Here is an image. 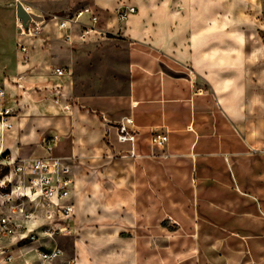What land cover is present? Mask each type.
<instances>
[{
	"label": "crops",
	"instance_id": "obj_1",
	"mask_svg": "<svg viewBox=\"0 0 264 264\" xmlns=\"http://www.w3.org/2000/svg\"><path fill=\"white\" fill-rule=\"evenodd\" d=\"M20 1L42 19L21 36L29 61L0 78L19 111L0 153L51 144L74 212L24 221L36 240L0 237L8 264L56 246L46 264H264V0ZM91 28L104 36L83 40ZM128 115L133 154L116 138ZM53 224L66 229L47 236Z\"/></svg>",
	"mask_w": 264,
	"mask_h": 264
},
{
	"label": "built area",
	"instance_id": "obj_2",
	"mask_svg": "<svg viewBox=\"0 0 264 264\" xmlns=\"http://www.w3.org/2000/svg\"><path fill=\"white\" fill-rule=\"evenodd\" d=\"M134 11V7L126 6L119 8L117 14L125 18ZM54 19H57V16H54ZM96 19V16L92 17V20ZM69 23L70 20L62 18L60 27L64 28ZM30 25L26 29L21 23V36L32 34ZM92 31L101 37L104 36L102 31L91 28L83 30L80 37L84 40ZM19 49L22 61L28 62L30 48L21 42ZM55 71L58 75L64 74V69L56 68ZM18 112L15 104L9 101L5 85L0 83V138L4 132L13 128ZM138 135L139 129L132 115L124 116L118 121L117 141L130 143L132 154ZM168 141L169 137L164 132H153L150 137V143L154 148H163ZM49 146L47 154L41 157L13 158L6 152L0 153V237H19L18 242L22 239L33 241L37 239V235H24L27 230L24 221L36 219L38 214L60 221L72 216L74 205L69 201V197L74 180L71 167L61 158L54 156L51 144ZM65 229L66 227L53 224L48 227L45 234L55 237ZM11 251L8 247L0 249L2 264L12 262L14 255ZM39 255V264H46L63 256L64 250L56 246L47 251L39 250ZM66 264H74V260H68Z\"/></svg>",
	"mask_w": 264,
	"mask_h": 264
},
{
	"label": "rangeland",
	"instance_id": "obj_3",
	"mask_svg": "<svg viewBox=\"0 0 264 264\" xmlns=\"http://www.w3.org/2000/svg\"><path fill=\"white\" fill-rule=\"evenodd\" d=\"M17 1V0H16ZM16 1H0V78L12 73L14 66L21 63V22L16 16ZM219 254V260L224 259Z\"/></svg>",
	"mask_w": 264,
	"mask_h": 264
},
{
	"label": "water",
	"instance_id": "obj_4",
	"mask_svg": "<svg viewBox=\"0 0 264 264\" xmlns=\"http://www.w3.org/2000/svg\"><path fill=\"white\" fill-rule=\"evenodd\" d=\"M16 16L22 25L27 29L33 20H41L42 17L30 12L26 9L24 4L17 0L16 3Z\"/></svg>",
	"mask_w": 264,
	"mask_h": 264
}]
</instances>
